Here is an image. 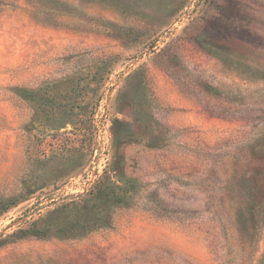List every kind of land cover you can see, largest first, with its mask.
<instances>
[{"label": "rangeland", "instance_id": "rangeland-1", "mask_svg": "<svg viewBox=\"0 0 264 264\" xmlns=\"http://www.w3.org/2000/svg\"><path fill=\"white\" fill-rule=\"evenodd\" d=\"M0 264H264V0H0Z\"/></svg>", "mask_w": 264, "mask_h": 264}, {"label": "water", "instance_id": "water-1", "mask_svg": "<svg viewBox=\"0 0 264 264\" xmlns=\"http://www.w3.org/2000/svg\"><path fill=\"white\" fill-rule=\"evenodd\" d=\"M40 208H41V207H38L37 210L40 209Z\"/></svg>", "mask_w": 264, "mask_h": 264}, {"label": "built area", "instance_id": "built-area-1", "mask_svg": "<svg viewBox=\"0 0 264 264\" xmlns=\"http://www.w3.org/2000/svg\"><path fill=\"white\" fill-rule=\"evenodd\" d=\"M97 157L99 158V153H98V156Z\"/></svg>", "mask_w": 264, "mask_h": 264}]
</instances>
